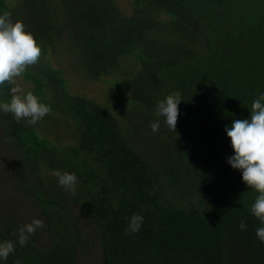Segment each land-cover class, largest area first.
Segmentation results:
<instances>
[{
	"label": "trees",
	"instance_id": "16d2710c",
	"mask_svg": "<svg viewBox=\"0 0 264 264\" xmlns=\"http://www.w3.org/2000/svg\"><path fill=\"white\" fill-rule=\"evenodd\" d=\"M129 1L130 13H122L117 0H61L65 19L59 24L51 0H0V14L23 20L43 45L39 62L24 74L29 91L50 104L49 115L73 121L77 142L60 146L1 111L2 124L32 160L77 175L74 198L101 234L99 264H264V243L256 235L264 223L251 212L259 193L227 162L234 150L226 132L235 119L250 118L252 102L264 93V0ZM150 11L186 33L177 40L160 38L162 18L156 26ZM61 28L86 75L111 76L110 84L131 96L128 111L157 118L160 129L153 134L137 130L126 116L129 135L145 139L148 148L137 150L105 106L68 88L63 69L50 60ZM127 56L138 68L129 79L118 78ZM11 87H0L2 101H10ZM175 92L181 94L178 119L185 125L172 133L156 110ZM181 184L196 191L193 203L164 202V189ZM38 199L50 220L45 227L51 241L29 237L0 264H77V227L58 199ZM133 214L142 215L143 224L129 233ZM20 227L7 222L0 240H15Z\"/></svg>",
	"mask_w": 264,
	"mask_h": 264
},
{
	"label": "rangeland",
	"instance_id": "374dc122",
	"mask_svg": "<svg viewBox=\"0 0 264 264\" xmlns=\"http://www.w3.org/2000/svg\"><path fill=\"white\" fill-rule=\"evenodd\" d=\"M60 1L51 0L56 11L55 16L58 19V23L62 24L65 18ZM117 3L122 13H130L132 7L129 0H117ZM149 15L152 16L151 18L154 19L157 26L162 17L154 13V11H150ZM156 29V34L160 38L173 37L176 40L180 32H185L184 29H179L180 32L177 31L172 21H168L166 18H162ZM58 31L61 34V39L55 41L57 49L51 55L50 60L54 65L63 69L68 81V88L75 94H82L105 106L120 120L124 137L126 136L130 141L132 139L134 143L136 141L137 150L141 152L142 149L148 148L149 146L145 139L140 138V140H137L132 134L129 135L127 122L130 120L131 125L137 130H141V127L151 130L150 124L157 118L148 113L141 117L139 113L135 115L133 112L128 111V107L131 104V96L123 89L111 85V81L113 82L111 76H108L107 79L97 80L86 75L82 66L78 64V56L72 48L73 44L69 35H67L68 31L66 29L62 30V28L58 29ZM122 64L125 74L118 76V78L129 79L136 72L137 63L130 56H127L123 58ZM17 83L24 88L25 93L29 91L30 83L25 79V75L22 78H18ZM0 101L2 100L0 99ZM126 116L128 120H126ZM140 118H143V120ZM1 119L2 114L0 111V236L3 235L2 231L7 222H14V224L22 226L30 223L34 218H41L45 222L44 227L38 229L35 235L30 237H37L38 241L42 243L50 242L49 228L45 227V225L48 226V223L50 224V220L47 219L46 221L44 219L45 214L38 199V194H44L51 199H58L60 210L65 213L69 219L68 221L77 227V234H79L81 243L77 254V264L101 263L103 255L100 244V230L74 198L77 187L74 192L66 191L58 183V178L55 175L57 171H50L42 163L39 164L23 153L22 149L17 147L12 137L7 133V129H5ZM19 122L25 126L34 127L40 136L59 143L60 146L70 147L77 142L78 131L73 121L67 117L48 114L34 125L29 124L26 119ZM133 122L136 124H132ZM184 125L185 120L178 119L176 129ZM169 131L175 132L170 129ZM155 133L153 132V134ZM162 135L167 138L170 134ZM146 136L148 135L146 134ZM60 172L63 173L65 171ZM156 177L158 183L159 176L156 175ZM162 178L167 180V176H162ZM183 186L185 185L181 184L178 189L172 187L164 189V192H167L163 196L164 202L172 200L178 206H188L193 203L192 200H194L196 191L192 186L182 190ZM198 205L200 204L194 203V206ZM235 255L237 260L241 262L242 258L239 252Z\"/></svg>",
	"mask_w": 264,
	"mask_h": 264
},
{
	"label": "clouds",
	"instance_id": "9594fccd",
	"mask_svg": "<svg viewBox=\"0 0 264 264\" xmlns=\"http://www.w3.org/2000/svg\"><path fill=\"white\" fill-rule=\"evenodd\" d=\"M43 55V45L32 31L27 30L23 20H12L10 12L0 14V87L12 85L9 102L0 101V111L13 114L17 122L27 120L34 125L51 112L48 103L32 91L21 87L17 81L22 78L27 69L36 65ZM181 94L175 92L158 103L156 115L165 117L168 128L176 132L179 116ZM251 116L248 119H235L231 126H226V132L231 139L234 155L227 158V162L242 171L243 182L259 193L251 206L252 214L264 223V93L252 102ZM153 132L159 131V121L150 124ZM58 183L66 191L74 192L78 183L75 173L57 171ZM143 216L133 214L130 218L129 233L138 232L143 224ZM44 220L34 218L30 223L22 225L13 235L15 240L0 241V260L7 261L11 253L20 246L27 244L29 237L35 235L38 229L44 227ZM241 230H246V223L241 220ZM258 239L264 243V226L256 229ZM14 264H21L15 260Z\"/></svg>",
	"mask_w": 264,
	"mask_h": 264
}]
</instances>
